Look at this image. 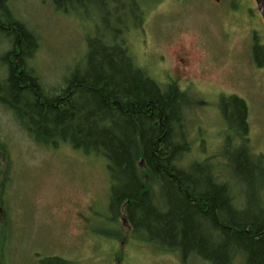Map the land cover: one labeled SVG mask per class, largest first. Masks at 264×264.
<instances>
[{"label": "trees", "instance_id": "16d2710c", "mask_svg": "<svg viewBox=\"0 0 264 264\" xmlns=\"http://www.w3.org/2000/svg\"><path fill=\"white\" fill-rule=\"evenodd\" d=\"M49 1L63 16L95 13L110 44L103 41L93 54L95 41H88L86 66L47 90L31 65L38 35L10 0H0V40L7 44L0 53V107L34 144L67 146L104 164L107 220L120 228L110 235L121 245L136 238L160 253H177L183 263L264 264V154L251 145L245 102L220 96L222 144L208 153L203 144L194 146L199 137L187 119L203 101L174 80L157 82L126 47L124 36L143 25L144 9L162 0ZM255 43L254 56L264 52Z\"/></svg>", "mask_w": 264, "mask_h": 264}, {"label": "rangeland", "instance_id": "374dc122", "mask_svg": "<svg viewBox=\"0 0 264 264\" xmlns=\"http://www.w3.org/2000/svg\"><path fill=\"white\" fill-rule=\"evenodd\" d=\"M10 4L38 35L31 65L47 90L86 66L88 41H95L93 54H100L103 41L110 44L98 32L95 13L63 16L49 0ZM156 6L146 7L143 25L124 36L126 47L157 82L178 78L183 91L203 101L187 115L199 137L194 146L218 150L225 129L219 98L235 95L247 106L251 145L264 154V52L252 54L253 43L264 47V22L255 1L162 0ZM2 42L0 53L7 48ZM178 49L190 53L183 76L176 72ZM0 143L6 145V152L0 150V264H49L54 257L74 264H117L119 251L118 264H202L183 263L177 253H160L136 238L121 245L110 235L120 228L107 220L108 177L100 160L67 146L34 144L1 107Z\"/></svg>", "mask_w": 264, "mask_h": 264}, {"label": "flooded vegetation", "instance_id": "af4514ba", "mask_svg": "<svg viewBox=\"0 0 264 264\" xmlns=\"http://www.w3.org/2000/svg\"><path fill=\"white\" fill-rule=\"evenodd\" d=\"M175 54L178 57L177 58V65H176L177 66L176 72H177V74L181 73V76H183L186 73L185 69L187 67V63H188V59H189L188 58V54H190V53L189 52L187 53L183 49H178V51ZM168 72H169V70H168ZM178 76L180 78H182L180 75H178ZM171 78H173V77H171ZM171 80L176 81V80H178V78H173ZM185 84H186V86H190L191 85V83H189V82H186Z\"/></svg>", "mask_w": 264, "mask_h": 264}, {"label": "water", "instance_id": "95a60500", "mask_svg": "<svg viewBox=\"0 0 264 264\" xmlns=\"http://www.w3.org/2000/svg\"><path fill=\"white\" fill-rule=\"evenodd\" d=\"M257 10L262 18V21L264 22V0H254Z\"/></svg>", "mask_w": 264, "mask_h": 264}, {"label": "bare ground", "instance_id": "6f19581e", "mask_svg": "<svg viewBox=\"0 0 264 264\" xmlns=\"http://www.w3.org/2000/svg\"><path fill=\"white\" fill-rule=\"evenodd\" d=\"M106 24H108L110 26L109 23H106ZM103 30H105L107 33L110 32V31H108V28H106V27L105 28L103 27ZM103 33H104V31H103Z\"/></svg>", "mask_w": 264, "mask_h": 264}]
</instances>
